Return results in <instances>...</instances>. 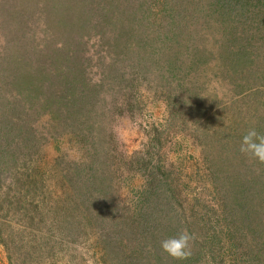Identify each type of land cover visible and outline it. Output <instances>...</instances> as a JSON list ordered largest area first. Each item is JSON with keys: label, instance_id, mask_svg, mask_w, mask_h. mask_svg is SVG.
Masks as SVG:
<instances>
[{"label": "rangeland", "instance_id": "rangeland-1", "mask_svg": "<svg viewBox=\"0 0 264 264\" xmlns=\"http://www.w3.org/2000/svg\"><path fill=\"white\" fill-rule=\"evenodd\" d=\"M217 1L0 0V264H264V0Z\"/></svg>", "mask_w": 264, "mask_h": 264}, {"label": "clouds", "instance_id": "clouds-1", "mask_svg": "<svg viewBox=\"0 0 264 264\" xmlns=\"http://www.w3.org/2000/svg\"><path fill=\"white\" fill-rule=\"evenodd\" d=\"M242 152L249 153L258 161L264 162V134L251 129L244 135L241 143ZM192 236L185 230L178 236L168 238L161 243V247L170 257L185 260L191 255L190 241Z\"/></svg>", "mask_w": 264, "mask_h": 264}, {"label": "trees", "instance_id": "trees-1", "mask_svg": "<svg viewBox=\"0 0 264 264\" xmlns=\"http://www.w3.org/2000/svg\"><path fill=\"white\" fill-rule=\"evenodd\" d=\"M218 4V6L220 7H224V8H227L228 6L231 8H237L238 7V0H218L216 2ZM234 5V6H233Z\"/></svg>", "mask_w": 264, "mask_h": 264}]
</instances>
